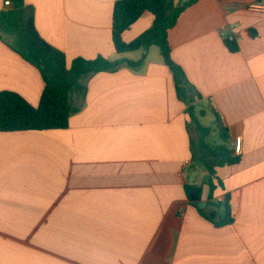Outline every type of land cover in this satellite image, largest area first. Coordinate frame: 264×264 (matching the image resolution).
<instances>
[{
  "label": "crops",
  "instance_id": "0c3cea01",
  "mask_svg": "<svg viewBox=\"0 0 264 264\" xmlns=\"http://www.w3.org/2000/svg\"><path fill=\"white\" fill-rule=\"evenodd\" d=\"M117 1L26 0L69 68L77 59L145 60L85 80L86 96H71L69 129L0 133V264H264V0H198L169 33L174 62L203 97L195 115L205 117L207 104L226 147L243 139L241 161L216 168L224 189L215 201L229 195L235 218L224 227L187 198L186 185H203L208 172L191 181L200 135L170 68L155 47L137 58L114 48ZM153 24L145 13L123 40ZM44 88L40 71L0 39V93L37 107ZM208 194L205 186L204 209Z\"/></svg>",
  "mask_w": 264,
  "mask_h": 264
},
{
  "label": "trees",
  "instance_id": "16d2710c",
  "mask_svg": "<svg viewBox=\"0 0 264 264\" xmlns=\"http://www.w3.org/2000/svg\"><path fill=\"white\" fill-rule=\"evenodd\" d=\"M6 1L12 3L11 8L5 7ZM197 2L198 0H188L176 5L174 0H118L113 12V44L119 54L149 50L151 47L160 49L165 64L174 75L177 96L187 106V114L190 115L192 123L196 124L200 135L199 142L192 144L193 163L197 167L200 162L208 172V178L203 185H186L187 198L204 219L216 227H224L233 224L235 218L232 216L229 195L224 203L215 201L217 189H224L221 181H215L216 168L236 165L241 158L235 156L232 149L224 146L229 142V137L220 124L218 128L223 144L210 146L206 143L212 129L199 124L194 105L196 98L202 100L203 97L189 82L182 67L174 62L169 43L170 31L176 27L181 15ZM147 12L154 16L153 27L134 41L126 43L123 35ZM0 39L37 68L45 82L37 107L17 93H0V133L69 129L70 119L78 111L71 103V96L75 93L86 96L85 80L95 74L115 72L124 64L138 68L145 60L143 58L133 63L111 62L103 57L96 60L77 59L69 68L65 55L40 36L35 24L34 9L27 5L26 0H4V9L0 12ZM225 44L231 53L239 52L235 41L225 39ZM205 186L209 189L207 208L201 209L199 204L203 202ZM223 209L226 211L225 219L222 218Z\"/></svg>",
  "mask_w": 264,
  "mask_h": 264
},
{
  "label": "rangeland",
  "instance_id": "374dc122",
  "mask_svg": "<svg viewBox=\"0 0 264 264\" xmlns=\"http://www.w3.org/2000/svg\"><path fill=\"white\" fill-rule=\"evenodd\" d=\"M154 51H156V54L157 56H160L162 57L161 55V51L158 47H155L154 48ZM141 52H137V54H135V56H131L133 58H137L140 56ZM205 110L207 112V115L205 117H200L198 115V118H199V124L202 126V127H205V128H210L212 129V133L211 135L206 139V142L210 145H219V143L221 142V139H220V135H219V130L217 128V125H216V119L214 117V115L210 112L209 110V107L208 105L206 104L205 106ZM198 110H197V114L199 113V110H200V106L197 107ZM192 131L194 133V137L196 138V136L198 135L199 132H197V126L196 124L192 123ZM196 141H198V138H196ZM224 146H226V144H224ZM198 167H197V170L195 171V177H193L191 179L192 182H194V180L196 179V176H200L203 175V173H206V170L204 168V165L201 164L200 162L198 163ZM190 172V171H189ZM192 173L193 172H190L189 175L192 176Z\"/></svg>",
  "mask_w": 264,
  "mask_h": 264
},
{
  "label": "built area",
  "instance_id": "2783aa9c",
  "mask_svg": "<svg viewBox=\"0 0 264 264\" xmlns=\"http://www.w3.org/2000/svg\"><path fill=\"white\" fill-rule=\"evenodd\" d=\"M184 1H186V0H181V2H183V3H184ZM5 7L8 9L11 8L12 3L10 1H6ZM225 39H229V41H235L233 36H228ZM242 151H243V139L241 137H237L235 140V143H234V152L237 156H240L242 154Z\"/></svg>",
  "mask_w": 264,
  "mask_h": 264
},
{
  "label": "water",
  "instance_id": "95a60500",
  "mask_svg": "<svg viewBox=\"0 0 264 264\" xmlns=\"http://www.w3.org/2000/svg\"><path fill=\"white\" fill-rule=\"evenodd\" d=\"M205 206H206L205 203H200V204H199V207H200L201 209H204ZM222 218H223V219L226 218V211H225V209L222 210Z\"/></svg>",
  "mask_w": 264,
  "mask_h": 264
}]
</instances>
